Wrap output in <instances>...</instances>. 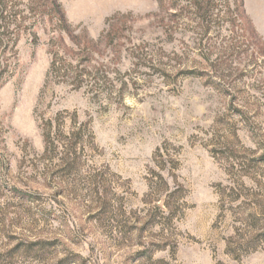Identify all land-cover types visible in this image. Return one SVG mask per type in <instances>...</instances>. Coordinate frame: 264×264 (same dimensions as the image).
<instances>
[{
  "label": "rangeland",
  "instance_id": "1",
  "mask_svg": "<svg viewBox=\"0 0 264 264\" xmlns=\"http://www.w3.org/2000/svg\"><path fill=\"white\" fill-rule=\"evenodd\" d=\"M56 2L79 88L52 1L5 0L0 264H264V0Z\"/></svg>",
  "mask_w": 264,
  "mask_h": 264
},
{
  "label": "trees",
  "instance_id": "2",
  "mask_svg": "<svg viewBox=\"0 0 264 264\" xmlns=\"http://www.w3.org/2000/svg\"><path fill=\"white\" fill-rule=\"evenodd\" d=\"M52 1V10L53 14L55 15L57 19V23L60 26L61 33H67L70 36V39L73 42L72 46H68L65 41L64 37L61 35L56 40L52 41V61L50 64V67L47 71V80L50 77L59 78V82H65L69 84H73L76 88L81 87L82 83L85 80L83 70L81 67V61H78V63L75 62V57L78 55H81L82 51L89 50L88 48L92 49L94 46V40L90 39L87 36V32L84 31L81 35H73L72 31L70 30V27L68 25V21L62 12L60 6L57 4L56 0H50ZM195 6L197 7V16L202 21H210V19H216L220 18L222 15L221 11H215L214 5L213 8H210V5L215 2V0H193ZM4 3V5H2ZM206 5V6H205ZM7 4L5 3V0H0V38H1V29L4 27L2 25L3 22V13L6 9ZM159 6L162 7V1H159ZM207 31V30H206ZM111 34H105L103 31L100 36L98 37V42H103L104 40H107ZM89 52V51H87ZM77 60V59H76ZM6 72V66L3 65V61L0 59V83L3 80L4 74ZM50 140V134H47L45 136L46 141V147L45 152L48 151V144ZM35 244L34 243H28L24 244L22 243L21 247H26L32 250Z\"/></svg>",
  "mask_w": 264,
  "mask_h": 264
}]
</instances>
